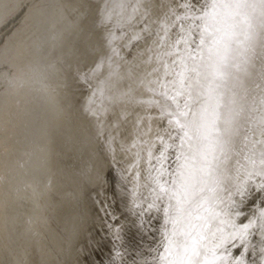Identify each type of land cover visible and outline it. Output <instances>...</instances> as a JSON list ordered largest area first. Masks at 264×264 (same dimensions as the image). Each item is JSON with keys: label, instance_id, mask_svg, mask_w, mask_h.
Here are the masks:
<instances>
[{"label": "snow or ice", "instance_id": "snow-or-ice-1", "mask_svg": "<svg viewBox=\"0 0 264 264\" xmlns=\"http://www.w3.org/2000/svg\"><path fill=\"white\" fill-rule=\"evenodd\" d=\"M34 11L0 0V25ZM59 15L79 41L59 87L86 86L83 114L123 164L107 264H264V0H65ZM13 46L9 97L32 79Z\"/></svg>", "mask_w": 264, "mask_h": 264}, {"label": "bare ground", "instance_id": "bare-ground-1", "mask_svg": "<svg viewBox=\"0 0 264 264\" xmlns=\"http://www.w3.org/2000/svg\"><path fill=\"white\" fill-rule=\"evenodd\" d=\"M64 2L24 0L35 7L31 19L20 14L0 25V48L14 43L8 66L32 74L12 97L0 86V264H107L112 239L104 222L111 218L102 206L122 221L128 215L123 164L82 111L86 86L59 87L62 70L79 56L75 32L59 15ZM37 145L45 151L28 160Z\"/></svg>", "mask_w": 264, "mask_h": 264}]
</instances>
